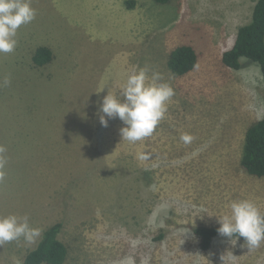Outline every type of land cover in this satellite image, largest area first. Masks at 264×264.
<instances>
[{
    "label": "rangeland",
    "instance_id": "1",
    "mask_svg": "<svg viewBox=\"0 0 264 264\" xmlns=\"http://www.w3.org/2000/svg\"><path fill=\"white\" fill-rule=\"evenodd\" d=\"M256 1L31 0L35 19L0 54V83L10 80L0 87V216L27 215L42 235L0 246V264H24L55 224L65 264H264V242L248 251L219 236L204 250L192 229L219 226L234 200L264 212V177L241 166L246 131L264 116V78L247 59L222 62ZM182 44L199 61L178 76L168 59ZM39 46L52 62H33ZM142 68L175 94L153 134L130 143L119 118L101 126L99 108Z\"/></svg>",
    "mask_w": 264,
    "mask_h": 264
},
{
    "label": "clouds",
    "instance_id": "2",
    "mask_svg": "<svg viewBox=\"0 0 264 264\" xmlns=\"http://www.w3.org/2000/svg\"><path fill=\"white\" fill-rule=\"evenodd\" d=\"M36 10L31 0H0V54L11 53L17 45L18 29L35 19ZM9 78L5 77L0 87L7 86ZM174 89L163 82L162 75L154 72L151 78L147 69H140L130 74L119 95L108 91L100 104L99 116L101 126L107 127L109 119L119 118L124 127L120 129L122 140L130 143L141 141L153 134L157 125L164 118L167 104L174 96ZM180 139L188 144L193 137L182 134ZM5 148L0 146V153ZM140 160L150 158L148 153H140ZM4 160L0 159V169ZM4 178L0 171V181ZM220 236L229 238L235 245L237 238L243 237L248 251L257 249L264 242V212L252 200H234L230 204V214L218 217ZM42 229L30 226L27 215L15 214L0 216V246L23 237L28 243H34L41 237Z\"/></svg>",
    "mask_w": 264,
    "mask_h": 264
},
{
    "label": "trees",
    "instance_id": "3",
    "mask_svg": "<svg viewBox=\"0 0 264 264\" xmlns=\"http://www.w3.org/2000/svg\"><path fill=\"white\" fill-rule=\"evenodd\" d=\"M154 1L167 4L178 0ZM130 5L134 6L128 3L129 7ZM32 59L37 66H44L53 61L54 53L47 46H39ZM243 59L257 63L264 78V0L256 1L251 20L238 29L234 44L222 55L223 64L232 69H241ZM198 61L199 54L196 48L190 44H182L171 51L168 67L175 75L184 76L196 68ZM241 166L249 175L264 177V116L253 122L246 131ZM218 227L207 225L192 227L193 232L200 238L204 250L211 248L213 240L220 236L217 232ZM60 229V224L47 229L36 248L25 257L24 264H65L69 250L59 238ZM239 239L244 241L243 237Z\"/></svg>",
    "mask_w": 264,
    "mask_h": 264
}]
</instances>
